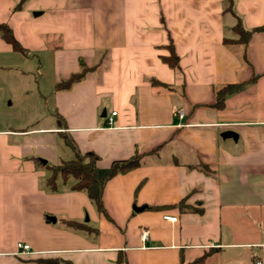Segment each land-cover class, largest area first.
<instances>
[{
  "label": "crops",
  "instance_id": "0c3cea01",
  "mask_svg": "<svg viewBox=\"0 0 264 264\" xmlns=\"http://www.w3.org/2000/svg\"><path fill=\"white\" fill-rule=\"evenodd\" d=\"M0 24V264H264V0H0ZM76 154L139 159L104 213L47 184Z\"/></svg>",
  "mask_w": 264,
  "mask_h": 264
},
{
  "label": "trees",
  "instance_id": "16d2710c",
  "mask_svg": "<svg viewBox=\"0 0 264 264\" xmlns=\"http://www.w3.org/2000/svg\"><path fill=\"white\" fill-rule=\"evenodd\" d=\"M233 32L239 36V39L236 43L246 44L249 40V37L251 36V31H246L244 29L239 18L233 27ZM0 36L7 43L11 44L16 51H23L19 43L14 38L12 31L6 25L0 24ZM228 43L230 44L231 42ZM168 49L170 51V55L162 56L161 58L163 62L173 69H180L179 57L175 52L172 42L169 44ZM82 78V73L73 74L67 80L59 82L55 89L57 91L67 90ZM152 84L155 86L161 85V83L159 84L158 82H153ZM242 87V84H228L217 88L216 104H222L226 97L237 93L242 89ZM138 164L139 159L137 157L127 162L117 163L112 166L107 174L101 176L100 170L96 167L94 157L76 154L74 158L68 161H62L57 165L47 166V169L51 171V175L47 179V184L52 190H55L56 179L58 176H60L64 181H68L71 178L74 179L75 182L72 185V190L86 192L91 201L97 206L98 211L104 213L105 209L103 206V191L105 184L119 173L128 171ZM203 259L204 258H201L199 261H202Z\"/></svg>",
  "mask_w": 264,
  "mask_h": 264
},
{
  "label": "built area",
  "instance_id": "2783aa9c",
  "mask_svg": "<svg viewBox=\"0 0 264 264\" xmlns=\"http://www.w3.org/2000/svg\"><path fill=\"white\" fill-rule=\"evenodd\" d=\"M117 115V112H112L111 116L107 118V122L109 125H112L113 124V117ZM185 116V113L184 112H180L179 113V117L180 118H183ZM168 220L170 221H173L175 222L177 220V218H173V217H167ZM148 237V232H143L142 234V238L143 240H146ZM18 248L19 249H22L24 252L26 251H29L30 250V246L29 245H26V244H22V243H19L18 244Z\"/></svg>",
  "mask_w": 264,
  "mask_h": 264
},
{
  "label": "water",
  "instance_id": "95a60500",
  "mask_svg": "<svg viewBox=\"0 0 264 264\" xmlns=\"http://www.w3.org/2000/svg\"><path fill=\"white\" fill-rule=\"evenodd\" d=\"M222 137L223 138H233L234 140L237 139V134L233 131H225L223 134H222Z\"/></svg>",
  "mask_w": 264,
  "mask_h": 264
}]
</instances>
